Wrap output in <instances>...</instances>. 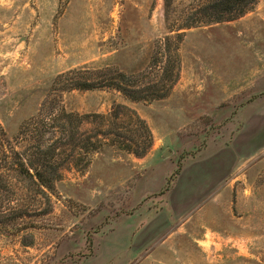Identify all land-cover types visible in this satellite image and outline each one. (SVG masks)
<instances>
[{
    "label": "rangeland",
    "instance_id": "1",
    "mask_svg": "<svg viewBox=\"0 0 264 264\" xmlns=\"http://www.w3.org/2000/svg\"><path fill=\"white\" fill-rule=\"evenodd\" d=\"M207 1L0 0V264H264V148L220 224L148 237L188 160L264 131V0L218 22Z\"/></svg>",
    "mask_w": 264,
    "mask_h": 264
},
{
    "label": "crops",
    "instance_id": "2",
    "mask_svg": "<svg viewBox=\"0 0 264 264\" xmlns=\"http://www.w3.org/2000/svg\"><path fill=\"white\" fill-rule=\"evenodd\" d=\"M251 126H240L228 146L201 151L182 166L171 184L154 198L157 199L156 205L146 208L150 214L154 212L147 225L150 228L148 237H153L151 233L154 230L158 232L171 228L175 215L181 216L190 211L193 216L202 214L205 223L213 220L218 225L224 208L239 206L240 190H234L239 179L238 170L264 148L263 129L257 131L260 135L255 137ZM234 191L238 192L237 201L232 195ZM140 225L143 226V223ZM143 231L141 236L147 237Z\"/></svg>",
    "mask_w": 264,
    "mask_h": 264
},
{
    "label": "trees",
    "instance_id": "3",
    "mask_svg": "<svg viewBox=\"0 0 264 264\" xmlns=\"http://www.w3.org/2000/svg\"><path fill=\"white\" fill-rule=\"evenodd\" d=\"M165 2L168 3L169 0H165ZM255 2L256 0H209L204 4L203 8L201 9V12L202 11L206 12V14L210 16L211 18L210 20L218 22L224 20L226 16L227 17L230 16L231 18L236 16H241L242 14L250 10ZM84 71L73 70L70 72L74 76L71 79H69L70 84L68 85V88L89 90V89L98 88L99 86H103L102 85L103 82L100 81V79L103 78V74H95L96 72H91L97 76V83H94L86 79L87 77L84 76V73H82ZM99 73H101V71H99ZM88 77H92V74L90 75L88 74ZM110 85L113 86L112 84ZM19 172L23 174L24 177L26 178H30L31 180L36 179L37 183H39L40 185L46 188L50 189L52 187L51 182L54 180V177L46 175L44 172H42L41 170L35 167L33 168V173H30L29 169H25V168L20 169Z\"/></svg>",
    "mask_w": 264,
    "mask_h": 264
},
{
    "label": "water",
    "instance_id": "4",
    "mask_svg": "<svg viewBox=\"0 0 264 264\" xmlns=\"http://www.w3.org/2000/svg\"><path fill=\"white\" fill-rule=\"evenodd\" d=\"M170 154L169 150H166L165 153L163 154V156H168Z\"/></svg>",
    "mask_w": 264,
    "mask_h": 264
}]
</instances>
